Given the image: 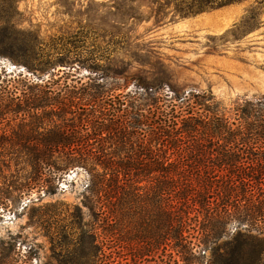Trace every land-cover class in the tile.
<instances>
[{
  "label": "trees",
  "instance_id": "1",
  "mask_svg": "<svg viewBox=\"0 0 264 264\" xmlns=\"http://www.w3.org/2000/svg\"><path fill=\"white\" fill-rule=\"evenodd\" d=\"M245 1L190 0L176 4L175 16ZM16 28L0 20V42L23 43ZM70 59L50 56L34 70L46 78L0 83V125L12 130L0 134V157L31 167L25 178L33 187L56 183L71 168L85 169L83 204L106 215L109 235L128 249L132 264L155 257L168 242L181 264H203L207 251V264H262L264 98L237 102L228 112L211 93L172 90L164 99L146 85L144 92L116 95L101 83L96 59L88 60L96 74L88 82L73 74L74 67L49 71L68 67ZM9 199L0 190V206ZM15 245L13 237L0 239V264L16 262Z\"/></svg>",
  "mask_w": 264,
  "mask_h": 264
},
{
  "label": "rangeland",
  "instance_id": "2",
  "mask_svg": "<svg viewBox=\"0 0 264 264\" xmlns=\"http://www.w3.org/2000/svg\"><path fill=\"white\" fill-rule=\"evenodd\" d=\"M187 1L16 0L11 7L0 0V20L10 19L23 42H0V83L21 85L19 76L46 78L34 70L50 56L63 55L71 58L68 67L50 72L74 67L73 74L88 82L96 75L88 60L96 59L99 76H105L101 83L117 89L116 95L144 92L146 85L164 99L172 98V90L211 93L228 112L237 102L264 98V5L250 0L194 17L175 16L176 4ZM24 43L36 44L34 52ZM11 131L0 125V134ZM2 154L0 190L10 199L0 206V239L15 238L14 264H132L128 249L109 235L106 215L83 204L85 169L71 168L56 183L33 187L25 178L31 167ZM18 186L22 192L15 191ZM236 230L233 226L232 234ZM203 254L207 264L211 253ZM143 264L181 263L168 242Z\"/></svg>",
  "mask_w": 264,
  "mask_h": 264
}]
</instances>
